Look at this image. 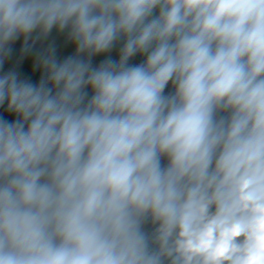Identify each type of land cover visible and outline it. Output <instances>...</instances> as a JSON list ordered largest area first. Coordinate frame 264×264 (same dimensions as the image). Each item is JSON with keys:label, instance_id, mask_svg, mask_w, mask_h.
<instances>
[{"label": "clouds", "instance_id": "9594fccd", "mask_svg": "<svg viewBox=\"0 0 264 264\" xmlns=\"http://www.w3.org/2000/svg\"><path fill=\"white\" fill-rule=\"evenodd\" d=\"M0 113V264H264V0H0Z\"/></svg>", "mask_w": 264, "mask_h": 264}, {"label": "trees", "instance_id": "16d2710c", "mask_svg": "<svg viewBox=\"0 0 264 264\" xmlns=\"http://www.w3.org/2000/svg\"><path fill=\"white\" fill-rule=\"evenodd\" d=\"M63 38L59 39V38H55L56 42L58 44H61L63 45ZM21 46H22V41H17L14 45H12L13 49H14V52H13V66L16 67V70L19 71L21 73V76L24 77V76H29L31 77V79L33 80V82H38V76H31V74L27 71L28 69V65L26 63H24L23 60H21V52H20V49H21ZM39 46V45H37ZM67 54H70L65 47H61V49L58 51V55L60 56V58L62 59L65 55ZM28 57H24V59H27ZM16 60H20V63L19 64H15L14 62ZM98 61V58H94V61ZM138 60V58H137ZM10 66V64L8 62H6L5 64V69H7L8 67ZM37 73H39V70H37ZM2 114V113H0Z\"/></svg>", "mask_w": 264, "mask_h": 264}, {"label": "rangeland", "instance_id": "374dc122", "mask_svg": "<svg viewBox=\"0 0 264 264\" xmlns=\"http://www.w3.org/2000/svg\"><path fill=\"white\" fill-rule=\"evenodd\" d=\"M52 39H55V38H59V39H61V38H63L62 36H57V34L55 33V32H53V34H52V37H51ZM63 40V39H62ZM95 62H98L97 60L96 61H94V63Z\"/></svg>", "mask_w": 264, "mask_h": 264}]
</instances>
